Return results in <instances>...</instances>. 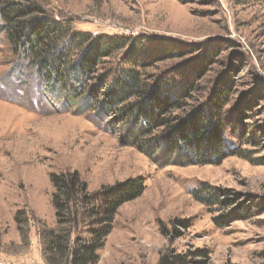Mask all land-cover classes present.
<instances>
[{
    "label": "rangeland",
    "instance_id": "rangeland-1",
    "mask_svg": "<svg viewBox=\"0 0 264 264\" xmlns=\"http://www.w3.org/2000/svg\"><path fill=\"white\" fill-rule=\"evenodd\" d=\"M15 1L59 27L43 48L54 40L70 47L71 36H82L64 69L87 54L97 53V61L73 99L68 90L80 83L63 87L45 78L10 43L0 14V264H48L38 222L54 227L49 174L66 170H77L91 192L144 179V191L118 208L98 260L89 264H159L163 253L183 254L192 264H264V0ZM106 39L112 45L98 53L96 44ZM121 68L135 69L147 85L157 81L164 93L191 88L186 109L221 105L223 145L247 157L155 164L137 149L147 138L127 141L126 121L84 99L90 89L101 94L100 84ZM209 186L230 205L195 192ZM238 202L248 208L236 213ZM17 210L28 214L26 240L16 229Z\"/></svg>",
    "mask_w": 264,
    "mask_h": 264
},
{
    "label": "trees",
    "instance_id": "trees-1",
    "mask_svg": "<svg viewBox=\"0 0 264 264\" xmlns=\"http://www.w3.org/2000/svg\"><path fill=\"white\" fill-rule=\"evenodd\" d=\"M14 1L0 0V14L4 21L2 29L10 43L22 47L28 61L35 65L38 63L45 78L60 82L63 87L70 80L80 83L79 87L68 90L73 99H77L85 87L82 83L84 77L96 64L97 53L96 56L87 54L83 56L85 59L82 63L74 62L64 69L70 47L84 41L82 36H71L67 43L70 47L65 45L59 48L54 40L47 48H43L50 34L55 35L59 27L54 22L31 17L33 9ZM112 42L110 39L99 41L96 51L101 53L102 48L101 54H104L107 50L104 45L110 47ZM100 85H103L100 89H104L101 94H96L99 90L94 93L90 89L84 99L88 103L98 101V112L114 117L115 122L126 121L129 132L124 136L127 141L147 138L148 143L137 149L158 166L218 164L229 155L247 157L241 148L223 145L221 105L212 104V107L207 103L185 108V97L191 88L164 93L160 83L156 81V86L147 85L132 68L117 69L109 82ZM177 109H181L180 114L171 115ZM135 141L132 143L136 144ZM49 181L53 188L50 202L54 210V227L49 228L44 222H38L42 253L48 264L96 262L98 250L113 229L118 208L137 198L145 188L143 177L137 176L103 185L91 192L77 170L52 171ZM205 188L195 191L199 195L202 190L209 192L207 196H200L202 199L208 203L230 205L227 197L220 200L218 188ZM237 204L239 208L236 213L248 208L244 202ZM232 213L235 214V211ZM13 219L20 238L26 240L28 214L24 210H17ZM79 230H83L85 236L78 234ZM191 261L194 262L179 253H163L159 258V264H192Z\"/></svg>",
    "mask_w": 264,
    "mask_h": 264
}]
</instances>
